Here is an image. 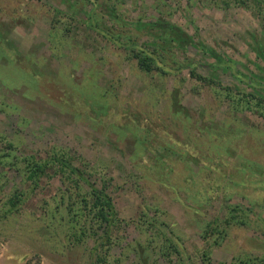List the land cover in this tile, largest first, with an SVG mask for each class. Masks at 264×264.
Returning <instances> with one entry per match:
<instances>
[{"label": "rangeland", "instance_id": "obj_1", "mask_svg": "<svg viewBox=\"0 0 264 264\" xmlns=\"http://www.w3.org/2000/svg\"><path fill=\"white\" fill-rule=\"evenodd\" d=\"M248 1L250 9L232 0H0V155L16 162L58 146L83 157L96 169L91 182L100 187L104 176L111 184L119 218L107 247L101 229L97 240L78 239L73 232L89 226L92 213L64 206L78 204L83 190L69 192L59 176L32 190L0 164V264H206L207 249L214 264L264 255V118L232 112L190 72L264 95V0ZM152 23L191 37L185 48L174 46L181 72L145 73L99 31L153 48L145 25ZM212 53L234 61L238 75L215 67ZM17 190L25 199L3 218ZM226 204L247 207V224L222 237L206 233ZM155 209L168 225L162 235L181 253L172 262L161 253L164 237L138 225L142 212Z\"/></svg>", "mask_w": 264, "mask_h": 264}, {"label": "trees", "instance_id": "obj_2", "mask_svg": "<svg viewBox=\"0 0 264 264\" xmlns=\"http://www.w3.org/2000/svg\"><path fill=\"white\" fill-rule=\"evenodd\" d=\"M221 1L229 3L231 0ZM232 1L245 8L250 9L251 7L248 0ZM258 3L260 2L258 1ZM260 13L263 14L264 19V12L261 10ZM87 17V24L92 25V27L96 29L99 26L97 20L95 19L96 23H90L94 17L93 13L89 12ZM145 25L148 26L151 31H154L155 42L153 48L138 46L136 41L131 39L130 36H123V33L113 32L108 28L99 31L107 39L113 40L114 42L119 41V43L122 44L121 47H126L132 57L137 59L139 67L145 73L150 74L152 72H159L166 75L173 71H177V73L181 72L183 63L176 58L174 46H181L182 48H185L192 41L191 37L178 27L169 24L152 23ZM157 25L161 26V28L157 27ZM212 56L216 59L214 63L215 67H222L228 70L232 69L233 74L238 75L234 70V61L225 60L216 53H212ZM190 72L194 79L203 84L213 86L217 89L219 94L223 95L225 99H228L232 112L250 110L259 113L264 118V95L246 93L238 88L225 86L215 77L205 76L196 71L194 68H192ZM6 145L8 148H14L11 143H7ZM7 157H9V154L4 153L3 155H0V164H3L4 166H8L10 164L9 168L13 167L20 172L22 178L26 181V183H29L32 190L40 188L43 177L50 180L56 176L60 177L62 184L66 187L65 189L69 192L72 189L83 190L84 193L80 195L78 204H76L74 200V202H69V204L64 206V208L68 213L76 210L79 212L88 211V215L92 213V223L86 227L82 226L77 230V232L74 231L73 235H75L78 239L84 237L87 239L97 240V229H101L103 230L104 237L102 244L106 247L111 244L112 239L109 232L112 227L117 225L119 222L114 200L108 191L111 184L106 180L107 178L104 179V176H100L101 179H103V184L100 187L97 186L95 182H91L90 176L94 174L93 169L95 168L83 157L70 154L67 149L60 148L58 146L52 147L46 152L44 157L36 154H30L23 156L22 158H18V156H16V162ZM76 160L79 161V165L76 164ZM255 165L257 164L255 163ZM81 181H84L89 188H83ZM25 194L26 191L23 192L17 190L9 197V200L3 210V218L8 217L14 211H18L20 203H23L25 199ZM60 206H62V203L59 204L58 207L56 206V212L61 211L62 208L59 209ZM225 208L227 209V214L223 218H216L207 223L206 233L210 235L213 233V235H217V237H222L226 234L227 229L230 226L236 224H247V207L244 208L240 204H226ZM154 211L155 213L153 216H151L148 211L142 212L139 216L138 225L139 227H142L144 231H155L157 232V235H162L164 233L163 228L168 226L160 219V214L164 212L160 209H155ZM44 214H50V206L44 208ZM77 215H79V213L75 212V216ZM92 224L95 225L94 229ZM96 224H98V226ZM162 236L166 242L167 250L165 249L161 253L162 255L167 256V259L172 262V257L174 255L180 257V250L173 239L169 238L165 234ZM107 239L110 240V242L106 243ZM211 252L212 251L210 249H207L202 253V258L206 264H214ZM96 261H104V259L99 256ZM220 264H264V255L239 256L235 257L230 263Z\"/></svg>", "mask_w": 264, "mask_h": 264}]
</instances>
